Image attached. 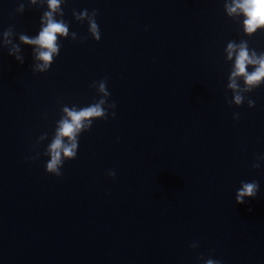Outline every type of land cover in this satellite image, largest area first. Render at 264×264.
I'll use <instances>...</instances> for the list:
<instances>
[{
  "label": "clouds",
  "instance_id": "clouds-1",
  "mask_svg": "<svg viewBox=\"0 0 264 264\" xmlns=\"http://www.w3.org/2000/svg\"><path fill=\"white\" fill-rule=\"evenodd\" d=\"M35 3V0H32ZM61 0H48L49 11L44 13L43 20L46 21V26L42 28L38 36L30 38L27 35H21L20 40L24 44L36 45V59L41 63L36 65V70L39 72H45L48 70L52 63L54 55L59 53V44L57 43L58 36H68L69 29L68 24L64 20L54 19V13L60 8ZM225 9L228 15L242 12L246 17L243 21L244 32L247 35L254 34L257 29L264 28V0H232V3L226 4ZM25 11L24 3H20L17 8V12L23 13ZM63 16V11L60 12ZM73 16L77 20H82L88 17L89 32L94 40L99 41L101 34L99 26L96 22L95 17L97 11L93 10L91 16L87 9L80 11L79 13L73 12ZM11 34V27L4 33L7 37ZM73 37L75 33L72 34ZM17 51L18 46H17ZM227 57L229 60L235 55L234 66L229 77L227 87L233 90V96L229 105H242L245 97L241 94L242 92H251L256 88H259L264 83V52L257 53L255 49H249L247 41H241L239 44L234 41H230L227 45ZM12 55L13 53H9ZM16 59L23 63V59L20 56H16ZM251 66V71H249ZM237 78H243L244 88L241 90ZM97 82H93L95 85ZM99 83V91L104 97H109L110 93L107 90V81L101 80ZM108 103L106 99H100L99 102L92 103L86 107L80 108H68L63 109L66 114L58 121V127L56 129V135L52 140L51 144L46 150V155H50V160L46 162L45 170L48 174L60 177L63 175L61 167L66 160H73L77 156L78 148V133L81 130L89 131L92 128L94 120H107L109 118V112L104 107ZM108 107L113 109L111 117L115 118L116 108L115 103L108 104ZM248 107H255V101L249 99ZM239 114H234V119H239ZM38 157H32L37 159ZM257 159H264V155L257 156ZM260 165L253 163L252 168L258 169ZM110 177H115V171L109 170L107 173ZM259 191V183L255 180L251 182H242V186L236 193V203L243 204L244 198H256ZM196 245L198 243L196 242ZM196 245L190 244L189 247H195ZM205 264H222L220 260L207 259Z\"/></svg>",
  "mask_w": 264,
  "mask_h": 264
}]
</instances>
